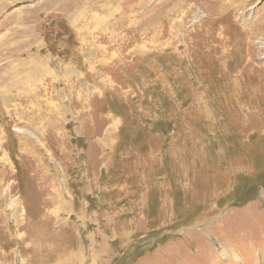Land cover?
Returning <instances> with one entry per match:
<instances>
[{"label": "rangeland", "instance_id": "obj_1", "mask_svg": "<svg viewBox=\"0 0 264 264\" xmlns=\"http://www.w3.org/2000/svg\"><path fill=\"white\" fill-rule=\"evenodd\" d=\"M0 264H264V0H0Z\"/></svg>", "mask_w": 264, "mask_h": 264}]
</instances>
